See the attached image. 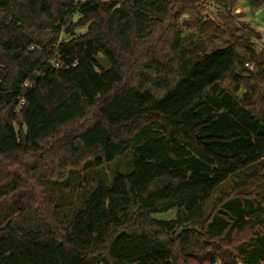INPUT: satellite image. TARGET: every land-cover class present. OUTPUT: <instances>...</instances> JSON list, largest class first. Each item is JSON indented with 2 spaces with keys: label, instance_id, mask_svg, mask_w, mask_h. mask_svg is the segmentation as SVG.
I'll list each match as a JSON object with an SVG mask.
<instances>
[{
  "label": "trees",
  "instance_id": "1",
  "mask_svg": "<svg viewBox=\"0 0 264 264\" xmlns=\"http://www.w3.org/2000/svg\"><path fill=\"white\" fill-rule=\"evenodd\" d=\"M236 4L0 0V264H264V196L203 208L264 179V44ZM127 150L63 223L43 181Z\"/></svg>",
  "mask_w": 264,
  "mask_h": 264
},
{
  "label": "rangeland",
  "instance_id": "2",
  "mask_svg": "<svg viewBox=\"0 0 264 264\" xmlns=\"http://www.w3.org/2000/svg\"><path fill=\"white\" fill-rule=\"evenodd\" d=\"M232 16L238 23L253 29L261 35V38L256 39L258 47L261 48L262 44H264V10L258 9L255 12H251L246 0H237V4L232 11ZM77 17L78 15L75 14L74 21H76ZM85 30L86 27L77 26L74 28V34L83 33ZM67 37L68 36L65 34L61 35L62 40ZM249 65L250 67L247 68H254L253 64ZM132 165L133 151L127 150L122 155L102 166H90L83 170L71 171L69 176L63 181L45 179L43 181L42 193L54 203L57 207L56 211L59 219L65 223L74 215L80 201L87 197L96 183L102 182L106 185H110L116 174L129 172L132 169ZM252 169L253 168L247 169L244 173L241 172L237 176L234 174L215 188L203 205L204 211L208 213L217 197L222 196L224 193H228L232 188L237 187V185V192H256L264 196V179H245V176L251 173ZM173 214L174 210H171L166 213L158 214L157 217L168 218L173 216ZM214 264H219V262Z\"/></svg>",
  "mask_w": 264,
  "mask_h": 264
},
{
  "label": "water",
  "instance_id": "3",
  "mask_svg": "<svg viewBox=\"0 0 264 264\" xmlns=\"http://www.w3.org/2000/svg\"><path fill=\"white\" fill-rule=\"evenodd\" d=\"M94 60L104 69L109 67V62L101 55L94 56Z\"/></svg>",
  "mask_w": 264,
  "mask_h": 264
},
{
  "label": "built area",
  "instance_id": "4",
  "mask_svg": "<svg viewBox=\"0 0 264 264\" xmlns=\"http://www.w3.org/2000/svg\"><path fill=\"white\" fill-rule=\"evenodd\" d=\"M245 66H246V67H250V65H249L248 63H247V64H245Z\"/></svg>",
  "mask_w": 264,
  "mask_h": 264
}]
</instances>
